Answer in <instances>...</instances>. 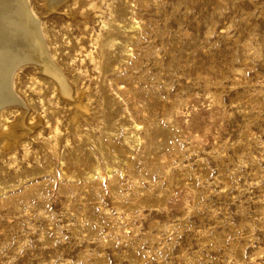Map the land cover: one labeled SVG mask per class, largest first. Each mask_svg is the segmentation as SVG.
I'll return each instance as SVG.
<instances>
[{"label": "rangeland", "instance_id": "374dc122", "mask_svg": "<svg viewBox=\"0 0 264 264\" xmlns=\"http://www.w3.org/2000/svg\"><path fill=\"white\" fill-rule=\"evenodd\" d=\"M26 1L0 264H264V0Z\"/></svg>", "mask_w": 264, "mask_h": 264}, {"label": "bare ground", "instance_id": "6f19581e", "mask_svg": "<svg viewBox=\"0 0 264 264\" xmlns=\"http://www.w3.org/2000/svg\"><path fill=\"white\" fill-rule=\"evenodd\" d=\"M64 1L49 0L48 3L51 8H54ZM46 51L39 24L29 10L27 1L0 0V111L6 105L18 103L12 80L19 65L26 62L40 66V72L49 76L50 79L54 80V84L59 86V93L65 98V101L71 100L70 87L61 72L59 75L55 72V68L52 67V60ZM0 116L4 118L5 114ZM39 124L40 119L32 122V126L28 128L25 120L19 117L0 137L4 139L5 147L9 148L10 145L18 141L17 131L27 134Z\"/></svg>", "mask_w": 264, "mask_h": 264}]
</instances>
